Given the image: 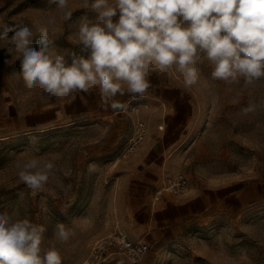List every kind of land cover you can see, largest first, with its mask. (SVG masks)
<instances>
[{
	"label": "rangeland",
	"instance_id": "374dc122",
	"mask_svg": "<svg viewBox=\"0 0 264 264\" xmlns=\"http://www.w3.org/2000/svg\"><path fill=\"white\" fill-rule=\"evenodd\" d=\"M84 4L85 0H71L73 14L65 22L49 0H0V34L14 25L48 26L54 52L87 55L75 33L80 22H95L98 13ZM53 15L57 23L49 26ZM118 18L119 13L113 19ZM38 39L36 33L34 47ZM6 59L12 58L0 49V211L44 225L41 247L47 250L55 243L62 264H88L98 240L119 231L129 236L122 200L110 181L112 166L126 159L121 153L129 140L123 146L120 138L112 142L109 128L101 133L107 141L96 142L87 121L78 126L72 120L48 119L50 109L79 95L100 96L99 89L53 98L39 85L26 88L20 60L5 64ZM200 67L201 80L191 88L184 87L181 74L162 73L186 89L194 106L182 174L192 189L235 186L241 197L247 190L249 199L227 195L187 222L178 239L153 256L134 262L110 249L95 264H264V79L228 84L212 79L214 65L207 59ZM250 103L256 110L244 115L241 109ZM33 156L55 165L48 183L35 194L18 177V165ZM90 164L96 165V172L89 173ZM57 223L74 233L65 244L52 239Z\"/></svg>",
	"mask_w": 264,
	"mask_h": 264
},
{
	"label": "clouds",
	"instance_id": "9594fccd",
	"mask_svg": "<svg viewBox=\"0 0 264 264\" xmlns=\"http://www.w3.org/2000/svg\"><path fill=\"white\" fill-rule=\"evenodd\" d=\"M49 3L56 5L63 21L71 19V0ZM83 7L98 13L95 22H80L75 33L87 55L54 52L48 26L4 28L0 49L12 58L4 63L20 60L26 88L39 85L53 98L98 88L104 104L123 110L127 105L115 97L143 98L153 70L181 74L185 88L200 82L204 59L214 65L213 80L252 84L264 79V0H85ZM56 23L57 17L50 16L47 24ZM255 110L250 103L241 112ZM18 167L19 180L35 194L48 183L55 165L33 156ZM88 171L96 172V165L90 164ZM46 231L15 212L0 211V264H62L55 243L47 250L41 247ZM73 235L57 223L52 239L65 244Z\"/></svg>",
	"mask_w": 264,
	"mask_h": 264
},
{
	"label": "crops",
	"instance_id": "0c3cea01",
	"mask_svg": "<svg viewBox=\"0 0 264 264\" xmlns=\"http://www.w3.org/2000/svg\"><path fill=\"white\" fill-rule=\"evenodd\" d=\"M150 83L143 98L117 95L115 100L127 105L123 110H113L100 96L89 93L50 109L52 112L47 115L56 121L78 122V126L87 121L96 142L107 141L101 138V133L110 128L112 142L120 138L121 146L134 135L139 120L146 123L148 133L144 142L129 157L112 166L110 181L116 197L122 200L121 215L127 222L128 237L150 247L147 257L175 242L187 222L219 204L227 195L233 200L249 199L247 190L241 197L242 192L235 186L195 190L189 185L182 195L163 190L184 170V144L192 129L194 106L186 89L162 73L152 72Z\"/></svg>",
	"mask_w": 264,
	"mask_h": 264
},
{
	"label": "built area",
	"instance_id": "2783aa9c",
	"mask_svg": "<svg viewBox=\"0 0 264 264\" xmlns=\"http://www.w3.org/2000/svg\"><path fill=\"white\" fill-rule=\"evenodd\" d=\"M147 133L148 128L146 123L139 120L136 125V131L127 142V145L123 149L121 156L123 158H127L132 153H134L136 149L144 142ZM188 188V180L182 173H179L175 178L169 181L168 185L163 190L175 195H182L187 192ZM110 249H116L127 259L134 262L142 260L150 251V247L146 243L142 241L131 240L126 233L119 231L98 240L94 246L91 257L88 260V264H95V262L99 258L102 259L105 252Z\"/></svg>",
	"mask_w": 264,
	"mask_h": 264
}]
</instances>
